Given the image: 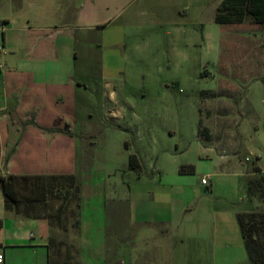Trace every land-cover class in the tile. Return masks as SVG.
Returning <instances> with one entry per match:
<instances>
[{
  "label": "rangeland",
  "instance_id": "374dc122",
  "mask_svg": "<svg viewBox=\"0 0 264 264\" xmlns=\"http://www.w3.org/2000/svg\"><path fill=\"white\" fill-rule=\"evenodd\" d=\"M223 1L126 0V10L117 5L90 33L100 60L106 55L111 68L125 73L116 76L117 98L111 102L104 97L101 77L89 76L87 97L77 107L72 175L81 190L79 214L70 217L69 209L68 219L58 218L61 200L34 207L52 215L50 264H155L147 256L160 251L159 239L141 241L134 230L116 234L104 228L105 212L117 211L118 200L128 199L137 182L145 186L183 178L201 184L207 178L215 184L223 172V150L217 140L200 136L202 127L218 131L228 119L224 152L231 159L234 142L257 152L264 146V24L250 16L239 25L217 23ZM85 46L79 43L81 56ZM220 107L232 111L223 116L215 112ZM132 154L139 157L142 173L130 169ZM190 161L198 163L195 171L180 175L178 167ZM222 178L218 197L230 193L226 184L231 178ZM92 220L94 228L88 226Z\"/></svg>",
  "mask_w": 264,
  "mask_h": 264
},
{
  "label": "crops",
  "instance_id": "0c3cea01",
  "mask_svg": "<svg viewBox=\"0 0 264 264\" xmlns=\"http://www.w3.org/2000/svg\"><path fill=\"white\" fill-rule=\"evenodd\" d=\"M117 5L121 12L128 7L126 0H0V12H5L0 15V176L74 173L72 124L79 101L87 97L89 76L101 77L104 97L111 102L117 98L116 76L125 73L111 68L106 55L100 60L90 36ZM80 42L86 44L82 56ZM231 111L220 107L215 112ZM229 126L226 119L218 131L201 128L200 136L217 140L223 150V172L215 184H203L204 178L201 184L183 178L145 186L137 182L124 201L127 206L121 197L117 211L109 215L104 202V228L116 234L134 230L144 242L159 239L160 251L147 256L155 264H250L237 215L264 211V195L249 192L251 182L264 179V146L257 152L234 142V156L228 158L224 146ZM244 151L249 155L243 156ZM65 154L68 158L58 157ZM185 164L194 172L198 163ZM222 177L231 178L226 184L230 193L218 197ZM92 221L90 228L97 225ZM0 223L4 264H50L48 220L7 210L1 181Z\"/></svg>",
  "mask_w": 264,
  "mask_h": 264
},
{
  "label": "trees",
  "instance_id": "16d2710c",
  "mask_svg": "<svg viewBox=\"0 0 264 264\" xmlns=\"http://www.w3.org/2000/svg\"><path fill=\"white\" fill-rule=\"evenodd\" d=\"M250 16L257 24H264V0H224L218 7L216 21L222 25L243 24ZM130 169L142 173L139 157L130 155ZM182 173L193 170L181 168ZM5 196V207L25 218L46 219L51 226L52 215L49 211L40 214L34 210L37 204L48 205L51 200H61L62 206L56 216L61 220L66 210L70 217L78 215L81 208V190L74 175H15L0 176ZM249 192L264 195V179L251 182ZM73 204V206H71ZM69 216L66 219L69 218ZM80 215L74 227L80 228ZM250 264H264V211L239 213L237 215ZM65 222V220H64ZM67 222V221H66ZM1 228V223H0ZM49 245V257L51 256Z\"/></svg>",
  "mask_w": 264,
  "mask_h": 264
},
{
  "label": "built area",
  "instance_id": "2783aa9c",
  "mask_svg": "<svg viewBox=\"0 0 264 264\" xmlns=\"http://www.w3.org/2000/svg\"><path fill=\"white\" fill-rule=\"evenodd\" d=\"M203 184H206L208 182V179L207 178H204L202 180ZM0 264H4V259H3V256L0 255Z\"/></svg>",
  "mask_w": 264,
  "mask_h": 264
}]
</instances>
